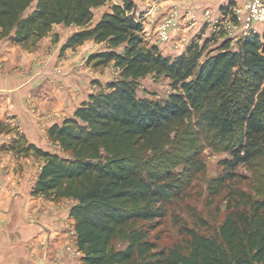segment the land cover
Wrapping results in <instances>:
<instances>
[{"label": "trees", "instance_id": "16d2710c", "mask_svg": "<svg viewBox=\"0 0 264 264\" xmlns=\"http://www.w3.org/2000/svg\"><path fill=\"white\" fill-rule=\"evenodd\" d=\"M107 1L0 0V39L32 51L55 25L74 26L60 53L87 41L104 44L89 61L119 71L48 128L60 153L23 136L10 141L18 157L43 161L31 194L73 201L80 264H264V196L237 186L236 171L264 156V30L239 39L236 49L226 39L207 50V38L169 57L146 43L132 0H118L91 25L94 9ZM148 75L169 80L165 98L137 94ZM198 135L229 155L207 186L224 211L212 225L202 217L193 225L174 219L177 238L164 243L167 206L182 193L169 171L176 161L165 160L173 149L176 156L191 151Z\"/></svg>", "mask_w": 264, "mask_h": 264}, {"label": "crops", "instance_id": "0c3cea01", "mask_svg": "<svg viewBox=\"0 0 264 264\" xmlns=\"http://www.w3.org/2000/svg\"><path fill=\"white\" fill-rule=\"evenodd\" d=\"M202 5L219 9L224 3L214 0ZM153 15L156 20L157 13ZM50 37L43 38L31 52L11 43L8 45L13 47L7 51L5 42L0 41V264L75 262L65 247L73 240L77 250L74 222L69 217V203H73L32 195L43 161L34 156L18 157L8 149L11 140L23 136L28 143L50 151L48 128L71 116L88 98L73 95L81 89V51L68 49L60 54L65 37L58 36L54 43ZM57 66L66 75L54 82ZM77 254L75 264H80L81 254Z\"/></svg>", "mask_w": 264, "mask_h": 264}, {"label": "rangeland", "instance_id": "374dc122", "mask_svg": "<svg viewBox=\"0 0 264 264\" xmlns=\"http://www.w3.org/2000/svg\"><path fill=\"white\" fill-rule=\"evenodd\" d=\"M132 1L137 8V14L143 21L144 31L146 33V43L148 45H156L165 56L175 57L184 52L192 42L198 41L199 43H203L207 38L209 39L207 50L217 47L226 39L230 41V45L233 49H236L237 47L238 41L232 40L226 30L218 29V22L210 25L205 21L206 10H210L213 17L217 15L219 10L223 11L224 5L219 6V9L215 6L211 7L202 5L205 1L214 0ZM117 2L118 0H108L101 7L94 9V16L91 25L100 18L102 12L109 11L112 4ZM173 10H177L180 17L177 18L176 27L170 30L168 39L162 41L159 36L160 25ZM154 13H157L156 20L152 17L154 16ZM54 27L53 32L50 34L51 37H54L56 33L59 38L65 37V40L76 30L74 26L65 27L60 25ZM259 28H264V25H260ZM1 40L5 42V48L7 51L9 48L13 47L11 44V46L8 45L10 43L8 40L0 39V41ZM51 42L54 43L52 39ZM106 49L107 46L104 44H93L89 41L75 49H71L72 51H81V56L83 55L84 58L82 64L79 65V67H81L80 69L83 70V77L78 79V81L81 82V89L74 91V96L79 94V97H84L85 99L87 96L89 97L90 94L98 92L107 82L119 77V71L112 63L95 67L94 61H89L91 55ZM21 50L27 52V50L23 48ZM71 57H73L72 54ZM65 75L66 73L64 74L63 70L59 69L57 66L55 69V76L52 77L53 81H58V78L63 79ZM169 84L170 82L167 78L148 75L138 81L137 94L141 97H148L151 99L165 98L171 91ZM66 91H68V88ZM66 96H68V94H66L65 97ZM83 101H81V103ZM172 137H174V133L172 134ZM175 138H177V136L173 139ZM48 143L50 146V152H61L57 145L50 140ZM173 148L176 147L174 146ZM174 151L175 149L170 153L169 157L171 158H167L168 160H165V162L176 161L174 166L169 167V171L180 180L182 193L167 206V217L164 219L161 226V230L164 231L162 237L164 243H170L177 238V227L174 225V219L179 218L187 222L189 225H193V221L196 217H202L209 223V225H212L221 219L224 211V205L220 201L221 196H218L215 200L211 201V197H209L207 192V186L210 179L222 173L223 168L221 166V161L229 158L228 153L212 148V146H209L205 138L201 135H198L197 144L192 147L191 151H182V156H176ZM181 157H183V159L191 157L192 159L189 163H183ZM192 161L194 162L192 163ZM236 171L241 175V178H239V181L237 182V186L256 196H264V156L256 158L250 164L238 166ZM70 202L73 203L71 200ZM69 205L71 206L72 204L69 203ZM71 236L72 234L70 233V237ZM118 246L119 245H117V247ZM65 247L69 256L77 262L79 256L73 240L66 243Z\"/></svg>", "mask_w": 264, "mask_h": 264}, {"label": "built area", "instance_id": "2783aa9c", "mask_svg": "<svg viewBox=\"0 0 264 264\" xmlns=\"http://www.w3.org/2000/svg\"><path fill=\"white\" fill-rule=\"evenodd\" d=\"M223 11L212 16L210 10L205 11V21L210 25L217 23L218 29L226 30L232 40L239 39L253 33L264 30L260 25H264V0H222ZM178 15L177 10H173L161 23L159 36L162 41L168 39L171 29L176 27Z\"/></svg>", "mask_w": 264, "mask_h": 264}]
</instances>
